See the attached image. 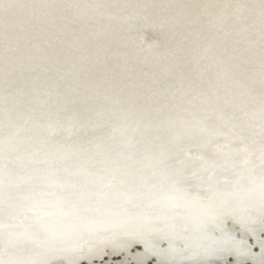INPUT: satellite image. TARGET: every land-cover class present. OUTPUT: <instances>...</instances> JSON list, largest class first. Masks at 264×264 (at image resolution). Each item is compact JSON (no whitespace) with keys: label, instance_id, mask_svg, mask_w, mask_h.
Wrapping results in <instances>:
<instances>
[{"label":"bare ground","instance_id":"1","mask_svg":"<svg viewBox=\"0 0 264 264\" xmlns=\"http://www.w3.org/2000/svg\"><path fill=\"white\" fill-rule=\"evenodd\" d=\"M174 1L179 3V12L193 15L183 0ZM197 3L206 19L181 21L173 15L162 26L161 40L165 38L167 50L159 57L139 52L135 44L138 27L125 25L75 40L44 36L23 44L13 32L1 36L0 164L11 179L47 175L51 187L44 197L52 205H63L72 186L77 196L73 203L87 205L90 213L51 218L40 229L25 225L16 234L27 247L26 253H18V249L15 254L4 253L10 235L2 216L34 205L8 196L6 185L0 191V249L5 254L0 264H72L77 258L70 259L71 245L99 231L110 232L113 247L124 237L122 242L128 244L134 238H155L148 233L146 221L153 228L171 229L174 237H182L176 231L183 225L206 226L221 220L217 218L221 214L242 213L255 221L258 213L264 221L259 205L264 203V156L240 181L235 173H226L232 167L240 170L248 159L216 155L226 139L210 126L214 113L211 93L203 78L194 77L189 66H182L195 52L188 41L197 34L202 44L196 60L221 99L226 125L246 141L250 151L264 155V121H259L262 129L256 131L250 120L264 118V60L257 58L264 55V44H249L246 39L254 30L262 35L264 18L256 24L255 19L241 16L242 12L264 15V0H241L236 5L232 25L244 21L239 26L244 31L238 34L225 28V21L233 18L225 17L227 8L216 0ZM138 5L147 7L141 2ZM159 9L160 3L154 0L151 14ZM116 12L107 15L114 17ZM95 18L92 14L55 20L39 16L25 26L45 22L70 26L79 19ZM13 27L19 30L24 25ZM243 35L244 39L235 43ZM7 61H12V69L23 62L21 74L9 70ZM163 70L178 75H165ZM19 80L26 86L16 84ZM228 88L237 90L232 100L226 96ZM36 98L40 102L34 101ZM60 109L70 111L73 118L67 119L64 111L55 115ZM24 110L29 116L39 113L42 117L36 122H19L17 117ZM219 138L221 142H217ZM15 148H37L42 153L27 156L22 151L23 157L14 156L13 161L5 151L12 153ZM208 163L217 166L208 177L197 180L199 174L186 175ZM209 196V202H202ZM96 203H102L97 210L92 207ZM164 214L171 216L169 225L162 221ZM255 230L259 236L264 234L263 225ZM212 234H217L216 229ZM228 235L224 232L223 236ZM45 236L48 241L40 242ZM205 250L196 256L186 254L183 260L186 264L224 263L213 248Z\"/></svg>","mask_w":264,"mask_h":264},{"label":"rangeland","instance_id":"2","mask_svg":"<svg viewBox=\"0 0 264 264\" xmlns=\"http://www.w3.org/2000/svg\"><path fill=\"white\" fill-rule=\"evenodd\" d=\"M153 1L154 0H0V38L5 32L10 31L13 32L14 35L19 38V41H21L20 43L23 44L26 42H34L36 39L43 38L44 36L49 38L68 37L75 40L83 36L92 38L95 33H103L111 27L125 25L128 28L138 27L135 44L139 52L149 57H159L167 50V45L164 43L165 38H163L164 41L161 40L163 30H165L162 26L167 25L172 20L173 15H176V18L181 21H189L193 18L206 19L197 0H183L188 7V11L193 14L192 16L185 14L184 11L179 12V3L174 0H157V2L160 3L159 10L161 11H155L151 14L150 9ZM140 2L147 7L139 6L138 3ZM216 3L228 9L224 12L225 17H233L231 19L226 18L225 28L229 27L228 29L235 34L243 32L244 27H239L244 23L242 19L239 18L240 20H238V22L240 23L237 25H232L235 24L234 20L236 19L233 15L234 8L237 4L241 3V0H216ZM111 10H117L118 12L127 11L130 14H119L116 12V15H114L116 18H114L107 15ZM80 14H92L96 18L90 21L79 19L70 26L67 24L56 25L49 22L37 23V26H25L30 20H34L39 16L55 20L65 16ZM241 16L244 18H251L250 21L255 19V22H257L256 24H258L259 21H263L264 18V15L254 12H242ZM221 17H223L222 14ZM16 24H23L24 27L17 30L13 27V25ZM262 32L261 36L256 30H254V32H248L250 34L246 35V39H249V44H255L256 42H263L261 44H264V30ZM244 37V35L241 37L239 36V38H236L235 43L236 41L237 43L240 42L239 39L243 40ZM188 44L194 47L195 52L190 55L188 61L183 63L182 66H189L194 77L203 78L206 82L212 96L214 108V113L210 118V126L215 131H221L223 138L226 139V141L220 143L219 147L216 149V155L230 158L234 157L236 154L237 157H241L240 159H248V164L246 166H241L240 170H236L232 167L226 172L227 174L235 173L238 181H240L243 173L245 171L251 172L253 163L264 155L250 151L246 145V141H244L238 133L228 128L223 117L221 99L212 82L204 75L203 69L196 60V57L200 55L199 49L202 40L195 34L190 37ZM257 58L258 60H264V55L257 56ZM19 65L24 66V63L21 62V64H16L14 66L16 68L12 69V61L6 62V67L9 70L18 72V75H20L23 70ZM162 73L165 75H178L177 71L172 72L170 70H163ZM40 80L41 79H39L38 83L41 82ZM16 84L19 86L25 85V83H21L20 80L17 81ZM34 85H36V83ZM27 89L28 88H23V90ZM226 93L227 95H225L227 98L232 100L236 97L237 90L228 88ZM43 96H41V98H45V95ZM38 100L39 98H36L34 101L38 103L40 102V100ZM1 104H4V102ZM39 104L40 106L43 105V103ZM63 111L67 119L73 118L72 113L68 110H56L55 115L64 113ZM41 117L39 113H35L34 116H29L27 111L24 110L20 111L17 120L19 122L25 121V123H28L30 121L36 122ZM258 118V116H254L250 119L254 123L256 131L262 129L259 127V121L261 123L264 121V118ZM255 119H257V121H255ZM230 139H232V141ZM217 142H221V138L217 139ZM231 143L235 146L231 145ZM33 148L27 150L15 148L12 153L8 151L5 152L10 159L16 161V157L14 156L22 158L23 152L27 156H29L30 153H42V150L39 152L37 148ZM193 160L198 161L201 159L193 158ZM17 162L21 165H25L22 161ZM216 171L217 166L208 163L202 166V168H198L197 171L191 170L187 172L186 175L188 177H194L199 174L197 180H200V178L208 177ZM6 185L9 186V189L6 191L8 196H15L24 204L34 203V205L32 208L21 206L18 212H8L2 216L6 221L5 225L10 235L9 249L4 251V253L10 252V254H15L17 249V251H19L18 253H26L27 247L16 234L17 231L24 228L25 225H33L37 229H40L44 228L45 220L48 221L51 218L76 217L77 215H86L90 213V209L87 208V205H80L81 207H77V204L73 203L77 196H74L76 190L72 186H70V194L64 200L63 205H59L58 202L54 205L49 204L44 197L51 187V180L47 178V175L38 174V176H30L26 174L18 175L15 179H11L5 167L0 164V191L4 190ZM210 199L211 197L209 196L203 199L202 202H209ZM202 202H200V204H202ZM100 204L102 205V203L94 204L92 206L93 209L97 210ZM259 205L261 211H263L264 203H259ZM47 213L48 216L46 217ZM217 218L221 220L216 223L206 224V226L202 224L193 227L183 225L176 231L182 237H174L175 235L172 234V230H166L164 226L153 228L150 222L148 223V221H146L145 223L149 224V229H147V231L149 230L148 233H153L155 238L151 240H147L144 237L134 238L133 240L131 239L130 244H128L127 240L122 242L124 237L119 241L117 240L118 243L116 241V247L110 244L111 239L114 238L112 235V237H109V231H103V233L99 231L71 245V250L69 251L71 256L70 259L73 260V258H77L76 261H72V264H186L183 260L186 254L196 256L199 253L205 252V248H213V250L218 252L221 258H223L224 263L222 264H264V234L259 236V232L255 230L258 225H263L264 227V221L261 220L260 214H256L257 219L255 221L249 220L242 213L231 217L226 214H221ZM1 219L2 218H0V221ZM170 219V215L164 214L162 221L169 225L171 222ZM181 220L184 219L181 217ZM237 222L239 224H236ZM164 223L163 225H165ZM215 229L217 234H212V230ZM224 232L229 235L223 236ZM39 241L46 243L48 237L45 236ZM113 252L116 253L115 256ZM4 253H1L0 249V260L3 259L2 256H5ZM222 255L225 256L222 257ZM245 260H249V263ZM203 264L217 263L205 262Z\"/></svg>","mask_w":264,"mask_h":264}]
</instances>
